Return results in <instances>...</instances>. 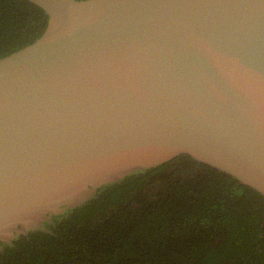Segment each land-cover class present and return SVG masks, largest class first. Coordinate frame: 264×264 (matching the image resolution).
<instances>
[{"label": "water", "instance_id": "obj_1", "mask_svg": "<svg viewBox=\"0 0 264 264\" xmlns=\"http://www.w3.org/2000/svg\"><path fill=\"white\" fill-rule=\"evenodd\" d=\"M0 57V249L188 154L264 195V0H29Z\"/></svg>", "mask_w": 264, "mask_h": 264}, {"label": "trees", "instance_id": "obj_2", "mask_svg": "<svg viewBox=\"0 0 264 264\" xmlns=\"http://www.w3.org/2000/svg\"><path fill=\"white\" fill-rule=\"evenodd\" d=\"M47 19L0 0V57ZM45 226L1 242L0 264H264V195L188 154L102 185Z\"/></svg>", "mask_w": 264, "mask_h": 264}]
</instances>
